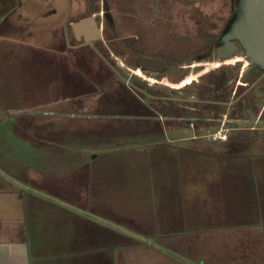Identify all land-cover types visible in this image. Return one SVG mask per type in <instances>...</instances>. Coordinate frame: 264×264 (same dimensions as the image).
Segmentation results:
<instances>
[{
	"label": "rangeland",
	"instance_id": "obj_1",
	"mask_svg": "<svg viewBox=\"0 0 264 264\" xmlns=\"http://www.w3.org/2000/svg\"><path fill=\"white\" fill-rule=\"evenodd\" d=\"M11 1L8 13L22 16L20 33L28 36L22 40L28 48L27 93L44 100H29L27 117L11 113V119L33 124L45 115L48 131L61 124L60 159L51 157L50 172L19 177L44 208L56 207L59 217L75 215L57 227L75 239L69 254L75 264H264V227L250 224H264V174L251 169L253 158L243 160L264 154V68L251 64L241 45L230 59L217 55L241 0H159L170 15L169 27L179 24L187 31L155 34L172 60L181 52L182 60L212 53L191 60L178 83L166 72L148 76L150 81L136 77L134 60L116 51L135 33L132 0H23L24 6ZM181 1L200 8L182 15ZM151 7L139 6L147 21L160 15L157 7L147 11ZM107 11L114 22L101 41L75 38L72 24L100 14L103 28ZM204 17L211 26L205 32ZM219 71L228 80L220 88L210 86ZM68 128L93 136L97 130L102 141L82 140L77 131L68 135ZM46 135L58 141L56 129ZM30 137L1 148L23 161L37 153ZM51 142L50 149L57 145ZM10 186L17 187L0 188ZM77 198L91 209L75 203Z\"/></svg>",
	"mask_w": 264,
	"mask_h": 264
},
{
	"label": "crops",
	"instance_id": "obj_2",
	"mask_svg": "<svg viewBox=\"0 0 264 264\" xmlns=\"http://www.w3.org/2000/svg\"><path fill=\"white\" fill-rule=\"evenodd\" d=\"M12 4L11 0H0V5L3 7V11L0 13V104L8 103L2 104L4 108L0 107V187L7 185L17 187L0 188V264H75V259L69 255L75 251V239L71 236L70 231L68 234L63 235L57 228L59 223L74 221L76 219L75 215L64 211L67 217H63V214L62 217H59L55 215L57 213L56 207L47 206L44 208L43 199L38 198L36 193H26L22 187L26 185V180L19 177L24 172L39 173L45 169H48L46 170L48 173L50 172L52 167L51 157L59 158L58 156H60L61 133L59 128H61V124H59V127L56 124L54 128L51 127V131H48V127L43 125L44 118L42 117L45 115L39 116L40 121L33 124L25 119L15 121L11 119V113H15L13 116L16 119L20 116L22 118L27 117L29 113L27 103H30L29 100L38 101V103L44 101L33 91H31L32 94L27 93L29 89L26 86L28 48L25 45L23 46L22 40L24 42L28 36L20 33L25 32L22 16L20 14L14 16L8 13ZM14 4L24 6L28 5V2L16 0ZM45 101H49V99ZM55 101L61 100L53 99L51 102ZM66 101H72V99ZM40 107L44 109V106ZM59 115L61 113H58ZM10 122L13 125L7 127L6 124ZM27 123L31 125L26 126ZM53 129H56L58 134L56 137L57 142L53 140L51 142V137L44 136L46 133L53 132ZM67 131L68 135H73L75 131L81 132L83 135L82 140H95L99 143L102 141L101 134L97 130L94 132L98 136L93 133L97 137L95 139L91 138L94 137L91 132L89 134L85 130L74 129L71 132L68 128ZM29 134L31 135L30 138L36 142L37 153L34 152L25 160L24 157H22L23 161L17 156L12 157L5 148H1L5 145L10 149L9 146L17 142L19 136L25 135V138L29 139ZM216 134L217 132L214 136L218 137ZM219 140L224 142V139ZM50 142L57 144L56 147L50 149L47 145ZM46 150L49 152H45ZM245 152L246 150H244ZM256 153L243 156V160L249 161L253 158L256 166L250 165L251 169H259L264 174V154L262 152ZM258 158L263 160H257ZM235 159L239 160V158ZM39 197H43V194L40 193ZM74 201L91 209L90 205L82 204L78 198ZM250 224L261 228V230L264 227V224H258L255 221ZM60 252L61 255L67 253L68 259L60 258L58 254Z\"/></svg>",
	"mask_w": 264,
	"mask_h": 264
},
{
	"label": "flooded vegetation",
	"instance_id": "obj_3",
	"mask_svg": "<svg viewBox=\"0 0 264 264\" xmlns=\"http://www.w3.org/2000/svg\"><path fill=\"white\" fill-rule=\"evenodd\" d=\"M148 5V6H152L149 10L147 9V11H152L151 9L154 10V7H157L158 10H160V15L158 18H154V16H152L150 18V20L144 17L147 15H141L139 13V6H143L142 5ZM146 3V4H145ZM187 4L186 1H181L179 3H177V7H180L182 10V15H188L192 12H194V10H197L200 8V3L196 2L193 4V7H186L185 5ZM132 5L135 6V9H137V12L135 14H133V19L132 21H134L135 23V33L133 35V39L131 40V42L127 41V42H122L121 44H118L116 46L117 48V52H121L119 51L120 48L122 50L123 53H128L130 55V57L134 60V70H132L134 72V75L137 77H145V80L150 81L151 78H149L148 76L150 75H154V76H161L163 73L166 72V76L169 78H167L169 81H172L174 79H180V80H175V83H178L180 81H182L184 78H180L183 77V75L188 71L189 68V62L192 60L197 61V60H202L205 58H209L212 53L211 52H204V53H200L198 55H194L192 56V58L189 60L186 57L182 60L181 58H183V53L181 52L179 55L180 57H174V59L172 60V57L168 55L170 50L169 48H167L166 43H162L160 40H156L154 38L155 34L159 32V34H164L165 30L169 28L168 33L173 34V32L175 33H182V32H187L185 30H183V25L178 26L175 25V29L170 28L169 27V22L171 23V19H170V15H165L166 13L163 12V5L160 3L159 0H132ZM107 6V5H106ZM108 7V6H107ZM236 9V7L234 8ZM93 16V15H91ZM96 16L99 25L102 27L101 23L99 22V16L100 14L94 15ZM90 17V16H89ZM204 19L209 20L207 17H204L200 20V28L202 31H208L210 29V23L208 24V29H203L202 27V22ZM105 23L102 29H103V37L106 36V29L109 28L111 29L112 25H113V16L110 13V11H107L105 13ZM143 21H146V23L148 22V24L144 25ZM163 29V30H162ZM186 29V28H184ZM112 30V29H111ZM74 34V33H73ZM224 38V37H223ZM222 38V40H223ZM103 39V38H102ZM101 39V40H102ZM99 40V41H101ZM97 42V41H95ZM93 43V42H91ZM235 45L237 46V50L239 49V42L234 41ZM223 44V41H222ZM222 44L220 45V47L218 48L217 51V55L218 57H220V48L222 46ZM106 48L110 50L109 45L106 44ZM163 47V50H162ZM125 49V50H124ZM237 53V52H236ZM178 58H180V60H178ZM221 59V58H220ZM142 60H148V61H153V62H157L159 64L156 65V67L152 68V67H144L142 65ZM222 60V59H221ZM125 64L122 63L121 66H123ZM126 66V65H125ZM173 71V75L171 74V72ZM172 75V76H171ZM135 77V78H136ZM177 77V78H176ZM171 79V80H170ZM139 81V79H137ZM141 81H139L140 83ZM141 84V83H140Z\"/></svg>",
	"mask_w": 264,
	"mask_h": 264
},
{
	"label": "water",
	"instance_id": "obj_4",
	"mask_svg": "<svg viewBox=\"0 0 264 264\" xmlns=\"http://www.w3.org/2000/svg\"><path fill=\"white\" fill-rule=\"evenodd\" d=\"M209 20L202 22L203 29H208ZM75 38L85 43L99 41L103 38V29L96 16L84 18L72 24ZM220 48V58L230 59L236 55L239 42L250 63L264 68V0H241L240 14L230 31L224 36ZM157 62L142 60L144 67H156Z\"/></svg>",
	"mask_w": 264,
	"mask_h": 264
},
{
	"label": "trees",
	"instance_id": "obj_5",
	"mask_svg": "<svg viewBox=\"0 0 264 264\" xmlns=\"http://www.w3.org/2000/svg\"><path fill=\"white\" fill-rule=\"evenodd\" d=\"M222 70H223V69H222ZM219 74H220V76L217 77V75H219ZM217 75H216L217 79L211 81V85H210V86L220 88L222 85H225L224 83H225V81H227L228 79L225 78V75H224V72H223V71H219V72L217 73ZM180 78H184V75H183V77H180ZM177 80H180V79H177ZM245 83H249V82L247 81V82H245ZM244 86H245V85H242V87H244ZM189 87H191V86L189 85Z\"/></svg>",
	"mask_w": 264,
	"mask_h": 264
}]
</instances>
